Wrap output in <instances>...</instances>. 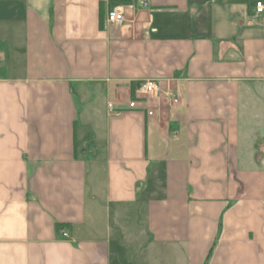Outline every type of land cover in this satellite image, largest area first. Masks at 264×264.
<instances>
[{"label": "crops", "instance_id": "obj_1", "mask_svg": "<svg viewBox=\"0 0 264 264\" xmlns=\"http://www.w3.org/2000/svg\"><path fill=\"white\" fill-rule=\"evenodd\" d=\"M256 1L0 0V264H264Z\"/></svg>", "mask_w": 264, "mask_h": 264}, {"label": "built area", "instance_id": "obj_2", "mask_svg": "<svg viewBox=\"0 0 264 264\" xmlns=\"http://www.w3.org/2000/svg\"><path fill=\"white\" fill-rule=\"evenodd\" d=\"M133 5L130 3H123V4H117L112 6L107 10L106 16H105V25L109 26H118L125 20V11L126 8H131ZM255 11L256 13H263L264 12V2L261 0H257L255 2ZM159 84L147 80L143 81L139 84L136 93H156L159 91ZM177 101V99H174ZM109 108H112V104L109 103ZM137 106V100L132 99L128 103L129 108H136ZM149 114H152V112H148Z\"/></svg>", "mask_w": 264, "mask_h": 264}, {"label": "trees", "instance_id": "obj_3", "mask_svg": "<svg viewBox=\"0 0 264 264\" xmlns=\"http://www.w3.org/2000/svg\"><path fill=\"white\" fill-rule=\"evenodd\" d=\"M130 1L131 0H109V8H111L114 5L128 3ZM102 24H103V21H102V18H101V20H100V27H102ZM133 89H134V87H133ZM62 227H63L62 224H56V230L59 231Z\"/></svg>", "mask_w": 264, "mask_h": 264}, {"label": "rangeland", "instance_id": "obj_4", "mask_svg": "<svg viewBox=\"0 0 264 264\" xmlns=\"http://www.w3.org/2000/svg\"><path fill=\"white\" fill-rule=\"evenodd\" d=\"M87 141V140H86ZM88 146H89V143H88Z\"/></svg>", "mask_w": 264, "mask_h": 264}]
</instances>
